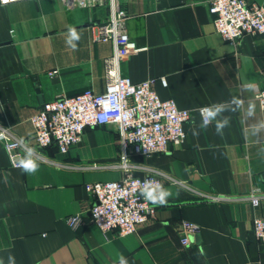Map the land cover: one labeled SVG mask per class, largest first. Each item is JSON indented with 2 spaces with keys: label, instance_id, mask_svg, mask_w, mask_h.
Wrapping results in <instances>:
<instances>
[{
  "label": "crops",
  "instance_id": "crops-1",
  "mask_svg": "<svg viewBox=\"0 0 264 264\" xmlns=\"http://www.w3.org/2000/svg\"><path fill=\"white\" fill-rule=\"evenodd\" d=\"M119 3L140 51L115 63L109 62L114 45L95 42L89 27L107 19V6L0 5V128L47 158L25 172L10 165L0 143V264H113L121 257L127 264H264V245L252 233V220L264 219V109L254 98L264 90V34L244 35L236 45L223 41L210 0ZM112 72L134 83L152 79L161 100L191 112L179 146L130 158L140 167L136 175L155 170L173 181L163 178L160 188L145 192L154 213L126 236L102 233L90 222L93 198L85 189L122 177L116 128H86L61 155L35 147L30 123L43 103L85 90L103 93ZM218 104L224 111L216 120L229 118L223 136L214 120L202 127L196 113ZM253 189L262 195L255 208L248 199ZM162 190L164 203H153ZM75 214L81 223L73 229L65 219ZM184 221L197 228L186 247L179 240Z\"/></svg>",
  "mask_w": 264,
  "mask_h": 264
},
{
  "label": "built area",
  "instance_id": "built-area-1",
  "mask_svg": "<svg viewBox=\"0 0 264 264\" xmlns=\"http://www.w3.org/2000/svg\"><path fill=\"white\" fill-rule=\"evenodd\" d=\"M19 0H0V5ZM67 9L107 6L109 16L103 22L93 25L92 36L95 42H111L114 53L110 63L128 58L140 51L136 48L125 29L126 12L120 7L119 0H60ZM209 13L213 16L215 32L223 41L236 45L244 35L264 34V6L245 0H211ZM53 73V72H52ZM52 73H49L51 75ZM113 77L107 82L103 93L96 94L85 90L72 97H61L41 104L30 118L34 129L35 147L45 150L54 147L64 155L73 146L80 143L86 128L113 126L120 142V162L122 172L119 180L97 181L85 185L93 202L89 208V219L102 233L116 231L121 236L136 232L154 213L144 194L148 190L162 186L163 178L168 176L148 170L142 176L135 174L140 167L130 162L132 156L148 157L164 153L169 145L179 146L185 139V125L191 112L179 109L171 99L161 100L153 90V80L146 79L134 83L126 77ZM161 83L165 85L164 79ZM255 99L264 109V90L257 92ZM196 109L201 123L204 108ZM211 122V121H210ZM209 122V123H210ZM0 143L12 167L22 169L19 160L30 149L27 142L13 137L6 129L0 128ZM34 159L47 161L34 149ZM262 196L256 189L251 190L248 199L255 208ZM224 199L211 197V201ZM66 224L76 228L81 223L79 214L66 217ZM180 243L189 246L191 236L197 228L190 222L179 225ZM252 233L255 240L264 245V219L252 220ZM113 264H121V260Z\"/></svg>",
  "mask_w": 264,
  "mask_h": 264
},
{
  "label": "clouds",
  "instance_id": "clouds-1",
  "mask_svg": "<svg viewBox=\"0 0 264 264\" xmlns=\"http://www.w3.org/2000/svg\"><path fill=\"white\" fill-rule=\"evenodd\" d=\"M69 34L72 39L78 41L80 39L79 34L74 28H69ZM75 47V44L72 45ZM224 111V106L222 104L214 105L212 107H206L203 109L201 115L204 117V123L202 127H206L210 121H215V129L218 135L223 136V130L225 127L229 125V118L225 117L222 120H216V117ZM3 134L0 133V136ZM33 149H30L27 154L19 160V165L25 172H35L37 170L38 164L35 159L32 157L31 152ZM168 193L166 191H161L157 198H153V203H164V197L167 196ZM121 264H127V261L121 257Z\"/></svg>",
  "mask_w": 264,
  "mask_h": 264
},
{
  "label": "rangeland",
  "instance_id": "rangeland-1",
  "mask_svg": "<svg viewBox=\"0 0 264 264\" xmlns=\"http://www.w3.org/2000/svg\"><path fill=\"white\" fill-rule=\"evenodd\" d=\"M210 1H211V0H210ZM108 10H109V9H108ZM97 24H98V23H97ZM93 25H95V24H93ZM93 25H92V26H91V25L89 26L90 29L93 27ZM260 91H262V90H260ZM260 91H259V92H260ZM256 94H257V93H256ZM256 94H255V95H256ZM254 98H255V96H254ZM255 100H256V99H255ZM256 101H257V100H256ZM257 103H258V101H257ZM258 104H259V103H258ZM259 106H260V105H259ZM209 107H210V106H209ZM120 158H121V157H120ZM119 162H120V161H119ZM257 192H258V190H257ZM258 193H259V192H258ZM259 194H260V193H259ZM260 195H261V194H260ZM261 196H262V195H261Z\"/></svg>",
  "mask_w": 264,
  "mask_h": 264
},
{
  "label": "water",
  "instance_id": "water-1",
  "mask_svg": "<svg viewBox=\"0 0 264 264\" xmlns=\"http://www.w3.org/2000/svg\"><path fill=\"white\" fill-rule=\"evenodd\" d=\"M35 81V78H32ZM35 86H37V84L35 83Z\"/></svg>",
  "mask_w": 264,
  "mask_h": 264
}]
</instances>
